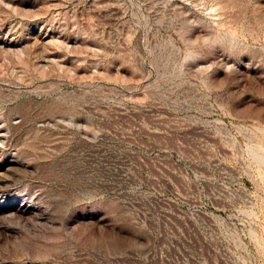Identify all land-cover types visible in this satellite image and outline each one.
I'll list each match as a JSON object with an SVG mask.
<instances>
[{
	"label": "rangeland",
	"instance_id": "obj_1",
	"mask_svg": "<svg viewBox=\"0 0 264 264\" xmlns=\"http://www.w3.org/2000/svg\"><path fill=\"white\" fill-rule=\"evenodd\" d=\"M0 264H264V0H0Z\"/></svg>",
	"mask_w": 264,
	"mask_h": 264
}]
</instances>
